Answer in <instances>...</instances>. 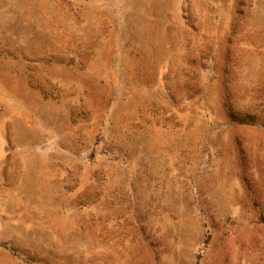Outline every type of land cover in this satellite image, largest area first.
<instances>
[{
  "label": "rangeland",
  "instance_id": "rangeland-1",
  "mask_svg": "<svg viewBox=\"0 0 264 264\" xmlns=\"http://www.w3.org/2000/svg\"><path fill=\"white\" fill-rule=\"evenodd\" d=\"M0 264H264V0H0Z\"/></svg>",
  "mask_w": 264,
  "mask_h": 264
},
{
  "label": "trees",
  "instance_id": "trees-1",
  "mask_svg": "<svg viewBox=\"0 0 264 264\" xmlns=\"http://www.w3.org/2000/svg\"><path fill=\"white\" fill-rule=\"evenodd\" d=\"M240 14H242V13H240Z\"/></svg>",
  "mask_w": 264,
  "mask_h": 264
}]
</instances>
